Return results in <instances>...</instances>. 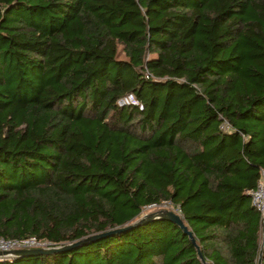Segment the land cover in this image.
Listing matches in <instances>:
<instances>
[{
  "label": "trees",
  "instance_id": "obj_1",
  "mask_svg": "<svg viewBox=\"0 0 264 264\" xmlns=\"http://www.w3.org/2000/svg\"><path fill=\"white\" fill-rule=\"evenodd\" d=\"M261 168L264 0H0V239L62 246L168 202L209 264H256ZM0 264L203 263L158 218Z\"/></svg>",
  "mask_w": 264,
  "mask_h": 264
},
{
  "label": "water",
  "instance_id": "obj_2",
  "mask_svg": "<svg viewBox=\"0 0 264 264\" xmlns=\"http://www.w3.org/2000/svg\"><path fill=\"white\" fill-rule=\"evenodd\" d=\"M165 219L169 220L175 224L182 230L184 234H186L190 241L195 245L197 249V255L201 262L203 264H209L207 261L204 260L202 253L199 249V246L197 245L195 238L193 236V233L191 230L187 227V225L182 220L181 216L175 212L172 209H159L154 212H151L149 214H146L144 217L138 219L137 221H134L130 224L124 225L123 227L111 229L105 232L101 233H95L89 236H86L84 238H81L77 241H74L72 243H68L62 246H47V247H39V248H26V249H13L8 251H1L0 250V258L3 257H12V256H19V255H40V254H50L54 252L59 251H68L74 247L81 246L85 243L95 241L99 238L124 231L133 227H136L146 221L152 220V219ZM263 246H264V218L261 220V240H260V250L258 254V259L256 264H262V252H263Z\"/></svg>",
  "mask_w": 264,
  "mask_h": 264
},
{
  "label": "built area",
  "instance_id": "obj_3",
  "mask_svg": "<svg viewBox=\"0 0 264 264\" xmlns=\"http://www.w3.org/2000/svg\"><path fill=\"white\" fill-rule=\"evenodd\" d=\"M118 105L134 104L142 109V103L133 94H127L117 101ZM228 129L227 125L222 126ZM252 205L260 212L261 220L264 218V168L260 169L259 179L256 186L249 192ZM154 205V204H153ZM50 246L49 242L39 241L34 237L0 239V250L8 251L13 249L39 248Z\"/></svg>",
  "mask_w": 264,
  "mask_h": 264
},
{
  "label": "rangeland",
  "instance_id": "obj_4",
  "mask_svg": "<svg viewBox=\"0 0 264 264\" xmlns=\"http://www.w3.org/2000/svg\"><path fill=\"white\" fill-rule=\"evenodd\" d=\"M159 209H172V210H174L173 208H171V206L168 202H163L159 205L146 206L142 209L140 215L138 217H136L132 222L137 221L138 219L144 217L146 214H149V213L154 212V211L159 210ZM175 212H176V210H175Z\"/></svg>",
  "mask_w": 264,
  "mask_h": 264
}]
</instances>
